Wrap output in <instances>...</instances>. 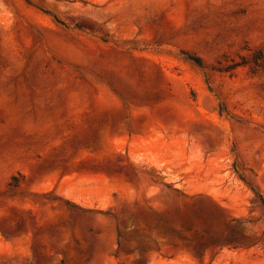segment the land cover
<instances>
[{
	"label": "rangeland",
	"instance_id": "rangeland-1",
	"mask_svg": "<svg viewBox=\"0 0 264 264\" xmlns=\"http://www.w3.org/2000/svg\"><path fill=\"white\" fill-rule=\"evenodd\" d=\"M264 0H0V264H264Z\"/></svg>",
	"mask_w": 264,
	"mask_h": 264
},
{
	"label": "trees",
	"instance_id": "trees-1",
	"mask_svg": "<svg viewBox=\"0 0 264 264\" xmlns=\"http://www.w3.org/2000/svg\"><path fill=\"white\" fill-rule=\"evenodd\" d=\"M262 205H263V207H264V201L262 202Z\"/></svg>",
	"mask_w": 264,
	"mask_h": 264
}]
</instances>
